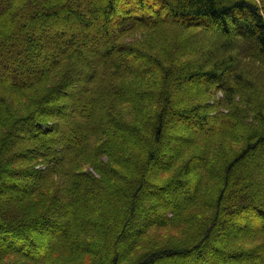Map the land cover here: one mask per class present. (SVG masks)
Returning <instances> with one entry per match:
<instances>
[{"label": "trees", "instance_id": "obj_1", "mask_svg": "<svg viewBox=\"0 0 264 264\" xmlns=\"http://www.w3.org/2000/svg\"><path fill=\"white\" fill-rule=\"evenodd\" d=\"M261 222L264 0H0V264H264Z\"/></svg>", "mask_w": 264, "mask_h": 264}, {"label": "rangeland", "instance_id": "obj_2", "mask_svg": "<svg viewBox=\"0 0 264 264\" xmlns=\"http://www.w3.org/2000/svg\"><path fill=\"white\" fill-rule=\"evenodd\" d=\"M94 26H96L97 28H100L102 25H101V23L100 22H95V24H93ZM81 27V26H80ZM104 41V39L103 38H101L99 41H97V42H92L93 44H96L97 45V49L101 46V43ZM90 53V52H89ZM90 55H91V57H94V52L92 51L91 53H90ZM109 60H111V61H113V62H116L117 60L115 59V58H113V57H111ZM196 89V85H194V84H192V85H189V86H187V91L188 92H190V93H192V91H194ZM184 92H186V89H184L183 90ZM170 92H171V94H172V96H178V94H179V90H177V89H171L170 90ZM58 96L57 95H55V96H53V99H55V98H57ZM67 110L68 109H62V111L63 112H67ZM191 130H193V129H191ZM169 134H171L174 138H175V140H171L170 141V146H169V151H167V152H165L164 154H165V159H164V162H167V161H169V157H171L172 155H173V152H172V149H171V147H173V146H175V145H177V143H180L181 142V140H183V139H186L187 138V136H188V131L187 130H185V128L183 127V126H181V123H174L173 124V126H172V128L170 129V131H169ZM168 136V135H167ZM177 137H178V141H176L177 140ZM255 165V164H254ZM253 166V165H252ZM256 166V165H255ZM148 171H149V174H148V178H151L152 179V181L154 180H157V179H159V178H156V179H153L154 178V172H156L157 171V167H151L150 169H148ZM151 176V177H150ZM159 181H156V184L158 183ZM158 185V184H157ZM184 191H189V188H184L183 189ZM166 198H163L162 199V201H163V204H165V203H167L166 204V206L171 202V201H173V199H174V196L171 198V196H169V195H166L165 196ZM149 201H152V199H151V197L149 198ZM153 207V206H152ZM161 207V205L159 204V208ZM151 209H153V208H151ZM154 211H156V209L154 210ZM141 214H143L144 215V213H143V211H141L140 212V215ZM145 216H147V214H145ZM142 220V219H141ZM136 222H138L137 220H135L134 222H133V225H134V223H136ZM143 224V223H142ZM257 226L258 227H262V226H264V223L263 222H261V223H258L257 224ZM228 231H225L223 234H221L220 236L221 237H230V236H232V233H229ZM61 235V234H60ZM158 237L159 239H161L162 241H164V242H166L167 240H172V239H174V237H179V233H176V232H174V231H168V230H164V229H154V228H150L149 229V232H148V234H147V236L144 238L145 240H148V239H153V237ZM54 238H48L47 236L44 238V242H45V248H44V250L45 249H47V243H49V242H51L52 240H53ZM160 240V241H161ZM161 241V242H162ZM118 248L120 249V246H118ZM140 249L137 247V248H135L134 249V251H132V254L130 255L131 257H133V256H135L137 253H138V251H139ZM41 251V250H40ZM43 252V250L41 251V253ZM259 257V255L257 254V258ZM179 264H189V263H182L180 260H179ZM199 264H209V262L208 261H201ZM243 264H250V263H243Z\"/></svg>", "mask_w": 264, "mask_h": 264}]
</instances>
